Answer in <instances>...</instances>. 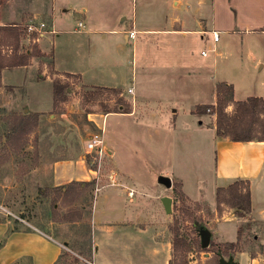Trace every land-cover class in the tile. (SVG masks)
Wrapping results in <instances>:
<instances>
[{
    "label": "crops",
    "instance_id": "crops-1",
    "mask_svg": "<svg viewBox=\"0 0 264 264\" xmlns=\"http://www.w3.org/2000/svg\"><path fill=\"white\" fill-rule=\"evenodd\" d=\"M202 3L210 9L208 13H214L213 0H2L0 25L43 22L50 33L36 39L34 35L33 42L26 34L22 43L31 41L43 56L32 57L30 65L24 68L3 69L1 76L7 81L11 72L21 69L24 73L21 86L27 97L39 94L41 87L46 86L52 99L48 68L52 78L70 75L77 77L76 81L84 88L116 90L129 100L131 106L126 113L118 106V112L106 113L100 118L96 114H87V120L97 128L107 116L113 115L121 119L119 127L122 123L128 128L137 126L148 131L145 135L148 141H162L160 134L168 135L169 132L183 136L194 132L195 141L200 140L198 135L211 141L212 187L216 190L237 179L248 181L251 211L246 220L257 222L261 227L256 235L261 253L251 258V252L243 248L223 258L221 263L264 264V140L218 138L215 116L206 115L205 121V114L194 113L197 105H215L217 83L232 86L235 102L249 98L264 101V59L261 56L255 58L256 41L247 36L237 41L235 53L231 52L234 44L221 50L217 47L219 38L217 42L208 41L212 43V49L208 54L201 50L196 60L189 50L190 36H199L202 41L206 35L203 31H215L212 28L206 30L213 23V15L201 13ZM233 11L235 25L242 27L244 34L264 36V21L260 24L249 18L240 19L237 9ZM78 22L83 23L79 31ZM129 31L135 32L133 39L128 36ZM220 31L227 33L229 28ZM220 57H235L236 60L224 61L221 66L218 63ZM35 64L43 67L38 80L29 75L35 71ZM218 68L226 78H216ZM128 89L132 92L128 93ZM203 90L207 100L201 99ZM231 111L232 106H228L226 112ZM189 117L197 121V128H193ZM111 153L112 157L117 153L113 145ZM85 155H80L77 160L55 162L51 187L80 182L93 183L96 192L112 188L109 184L98 186L101 175L98 177L94 170L87 168L85 158L88 155ZM121 174L123 179L131 177L124 171ZM116 197L117 193L113 191L103 197L100 205L92 203L88 258L73 253L69 245H74L70 240L61 242L58 236L25 220L19 221L22 223L19 225L1 221L0 264H55L65 250L86 264H168V253L153 248L152 238L145 229L137 233L130 227L137 219L129 217L132 215L129 206L114 201ZM76 223L79 222L73 224ZM221 225L225 226L224 223ZM116 239V243L110 244ZM234 241L235 234L227 242ZM120 249L135 252L134 256H122Z\"/></svg>",
    "mask_w": 264,
    "mask_h": 264
},
{
    "label": "rangeland",
    "instance_id": "rangeland-1",
    "mask_svg": "<svg viewBox=\"0 0 264 264\" xmlns=\"http://www.w3.org/2000/svg\"><path fill=\"white\" fill-rule=\"evenodd\" d=\"M263 1L213 0V14L208 13L210 9L202 3L199 8L201 13H207V16L213 15V23L210 27L207 26L206 30L212 28L219 32L218 49L223 50L234 44L231 52L235 53V45L240 37L248 36L256 41V51L253 52L255 58L261 56L260 58L264 59V36L259 33L244 34V29L235 25L233 11L237 9V16L240 19L245 17L261 24L264 21ZM1 4L2 0H0V17L3 12ZM17 25L24 26V24ZM234 26L237 29L234 30ZM224 28H229V32L220 31ZM241 32L243 35L240 34ZM26 36L24 30L19 45V49L23 52H29L35 45L32 43L33 40L28 44L22 43ZM190 39L189 50L196 60L201 50L208 54V50L212 49L210 34L206 33L202 41L199 36H190ZM201 44L204 48H201ZM26 47L28 51H24ZM218 60L222 66L224 61L236 59L220 57ZM30 62L31 59L28 65ZM36 66L35 64V71L30 72L29 75L38 80V74L42 73L43 67L40 64ZM48 71L47 68L46 73L50 75L52 81L57 79L67 84V99L55 108L46 86L41 87L39 94L26 96L25 88L21 86V77L24 75L21 69L11 72L7 81H3L0 75V222L8 221L19 225L22 224L19 221L25 220L36 228L58 236L57 239L61 242L64 239L70 240L74 245V247L69 245L71 251L86 259L90 256L92 203L100 205L105 195L116 191L117 199L113 200L128 205L132 211L129 217L137 219L135 225L130 227L135 228L137 233L145 229L152 238L153 248L162 253L165 250L170 258L174 233H178L189 245L184 259L186 264H204L211 259L215 247L221 248L223 243L229 241L234 234L235 241L239 234L240 249L245 248L255 255L261 253V245L256 236L261 231V227L257 222L246 220L247 214L244 217H237L233 210L227 208H223L221 213L217 211L216 190L211 185L213 168L211 141L200 135H198L200 140L195 141L194 132L184 136L174 132H169L168 135L162 133L160 134L162 141H148L145 137L148 131L137 126L128 128L126 125L122 126V123L119 127L121 119L113 115L107 116L101 127L97 128L87 120V114H96L100 118L101 115L106 114L105 111L118 112V106H121L123 111L126 105L119 99L126 102L128 107L131 106L129 100L124 95L112 93L109 89L84 88L76 81L77 77L52 78V74ZM224 77L218 68L216 78L220 80ZM202 93L204 97L201 99L207 100L204 90ZM22 113H28V118L31 120L28 132L15 139L7 138L12 132L11 128L20 123ZM206 115H210L209 110L203 117L205 121L208 119ZM188 119L193 128H197L195 127L197 121L193 117ZM93 134L102 135L107 152L102 159L98 186L108 185L106 175L111 171L119 176L120 179L118 177L117 179L120 185L101 189L99 192L95 191L96 187H92L81 195L70 192L67 196L58 197L55 205H53L54 194L46 198L39 196V188L52 186L51 177L55 162L77 160L80 155H85L86 140ZM112 145L117 150L115 157H112ZM90 158V156L85 158L86 164L87 168L93 170L94 166ZM123 171L131 175L130 180L127 177L121 178ZM160 176H166L171 180V188L166 189L157 182ZM129 192L132 194L129 195ZM162 197L171 199L169 214L165 213L160 202ZM255 204L257 205L256 200ZM66 213L73 215L75 222L79 223L64 225L65 223L60 222L61 217ZM77 213L81 214L80 219H77ZM223 223L224 227L221 225ZM201 229L210 233L209 243L212 246L208 252H201L198 248ZM117 241L116 239L110 244ZM121 251L122 256L124 254L134 256L135 253ZM73 253L63 251L55 264H86ZM157 257L159 261L161 255Z\"/></svg>",
    "mask_w": 264,
    "mask_h": 264
},
{
    "label": "trees",
    "instance_id": "trees-1",
    "mask_svg": "<svg viewBox=\"0 0 264 264\" xmlns=\"http://www.w3.org/2000/svg\"><path fill=\"white\" fill-rule=\"evenodd\" d=\"M25 26V25H24ZM19 25H0V75L5 68L25 67L29 64L32 57H42L43 54L36 48V46L29 51L23 52L20 48V39L24 34L25 27ZM34 35H30L32 40ZM6 49V51H4ZM70 76V75H66ZM104 90V89H103ZM112 93L119 94L118 91L109 89ZM215 94V105H197L194 113L205 114L207 110L211 115L215 116V135L218 138H227L231 141H250V140H264V101L259 98H249L244 102L233 101V89L231 85L225 83H217ZM67 99V84L60 82L57 79L52 81V104L57 107L58 104L64 103ZM125 106L124 113L127 112V103L122 99ZM228 106H232L231 113H227ZM109 111H105L108 113ZM28 113L21 114L20 123L11 128V134L7 138L15 139L22 134L28 132V125L30 123ZM33 124H35L33 122ZM10 142V141H8ZM13 141H11L12 143ZM93 187V183L71 182L64 186L39 188L38 195L42 197H49L54 194L53 205H55L58 197L69 195L70 192L81 195L88 189ZM71 189V190H70ZM215 203L218 213H221L223 208L234 211L235 216L244 217L251 211L250 191L248 182L240 179L235 180L226 187H219L215 191ZM54 209V208H53ZM78 214V213H77ZM73 215L66 213L60 219L63 223H74L76 219ZM81 218V214L77 215V219ZM239 233V230H238ZM240 237L234 242H225L222 247H215L211 259H208L204 264H221L223 258L228 257L240 251L239 243ZM212 246L209 243L208 248L201 249V252H208ZM172 256L168 264H186L184 262L185 254L189 250V245L181 239L178 233H174L172 243ZM251 258L255 254L250 253ZM75 260H77L75 258Z\"/></svg>",
    "mask_w": 264,
    "mask_h": 264
},
{
    "label": "built area",
    "instance_id": "built-area-1",
    "mask_svg": "<svg viewBox=\"0 0 264 264\" xmlns=\"http://www.w3.org/2000/svg\"><path fill=\"white\" fill-rule=\"evenodd\" d=\"M24 27H25L26 34L35 35V39L43 34L50 33L46 28V24L43 22L34 23L32 21H29ZM77 28H78L77 31L82 29L83 23L78 22ZM206 33L207 34L210 33L213 42L218 41L219 35L217 32L215 31H211V32L203 31L202 32V34H206ZM128 36L133 39L135 36V32L129 31ZM127 92L131 93L132 90L128 89ZM106 153L107 152H106L104 141L102 139L101 134H93L91 137L87 139L85 154L91 157L90 159L94 166L93 170L95 171L98 177L101 175L100 171H101L102 159L105 157ZM106 179L110 186H118L117 175L115 172L111 171L109 174H107ZM131 194L132 192H129V195Z\"/></svg>",
    "mask_w": 264,
    "mask_h": 264
},
{
    "label": "water",
    "instance_id": "water-1",
    "mask_svg": "<svg viewBox=\"0 0 264 264\" xmlns=\"http://www.w3.org/2000/svg\"><path fill=\"white\" fill-rule=\"evenodd\" d=\"M157 182L160 185H162L163 187H165L166 189H169L172 186L171 180L168 177H166V176H160L158 178ZM160 202H161V204L163 206V209H164L165 213L169 214L171 212V209H170L171 199L169 197H162L160 199ZM199 238H200V247H201V249L207 248L209 246L210 233L207 230L201 229L199 231ZM227 264H230V263H227Z\"/></svg>",
    "mask_w": 264,
    "mask_h": 264
}]
</instances>
